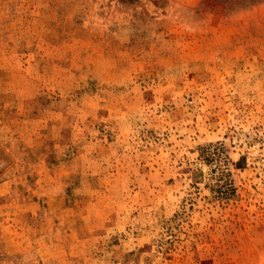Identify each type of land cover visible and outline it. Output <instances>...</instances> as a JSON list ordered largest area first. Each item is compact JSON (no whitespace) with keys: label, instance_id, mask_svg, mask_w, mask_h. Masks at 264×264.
<instances>
[{"label":"rangeland","instance_id":"374dc122","mask_svg":"<svg viewBox=\"0 0 264 264\" xmlns=\"http://www.w3.org/2000/svg\"><path fill=\"white\" fill-rule=\"evenodd\" d=\"M0 264H264V0H0Z\"/></svg>","mask_w":264,"mask_h":264}]
</instances>
